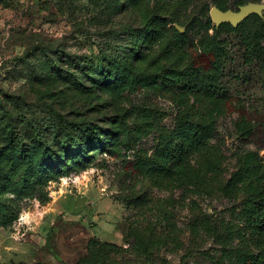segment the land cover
Returning <instances> with one entry per match:
<instances>
[{
	"label": "rangeland",
	"instance_id": "1",
	"mask_svg": "<svg viewBox=\"0 0 264 264\" xmlns=\"http://www.w3.org/2000/svg\"><path fill=\"white\" fill-rule=\"evenodd\" d=\"M195 13L181 0H0V115L29 145L27 153H7L0 125V209L16 217L0 227V264H78L92 256L105 264H208L202 252L215 244L202 228L194 232L195 222L230 218V203L217 189L237 170L241 149L264 144V125L257 144H246L235 129L234 108L264 118V74L245 62L237 35L224 36L228 102L188 96L197 117L216 124L210 155L187 157L207 187L196 179L161 183L126 168L139 148L151 155L160 137L147 134L133 145L141 128L133 106L157 105L168 113L163 127L176 125L174 94L155 97L145 77L176 65L178 57L165 53L167 30L187 31ZM101 66L115 71L90 81L89 72ZM131 76L142 87H126ZM68 126L79 131L78 148L55 136ZM119 149L125 157L114 155ZM18 156L31 163L27 186L10 176ZM214 157L219 169L209 172Z\"/></svg>",
	"mask_w": 264,
	"mask_h": 264
},
{
	"label": "trees",
	"instance_id": "2",
	"mask_svg": "<svg viewBox=\"0 0 264 264\" xmlns=\"http://www.w3.org/2000/svg\"><path fill=\"white\" fill-rule=\"evenodd\" d=\"M113 1L116 3L117 0ZM250 2L262 3V0H181L183 7L195 5L196 13L192 21L187 24L188 29L185 33H181L176 27L167 30L166 38L169 44L165 53L168 57H178L176 65L171 69L148 73L145 77L155 97L174 94L180 111L176 125L173 129L163 127L168 113L157 105L150 103L133 106L132 116L141 124V128L137 129L132 139L133 145L137 147L147 134L154 133L160 137L151 155L145 148L137 150L134 159L126 164L128 170L134 173L140 172L151 179L158 177L161 183H166V178H174L179 182L196 179V184L200 188L207 187V180L198 176L197 171L189 165L187 157L190 152H198L204 157L210 155L212 148L207 141L216 133V124L211 119L198 118L189 103L188 96L198 92L209 99L215 100L220 97L228 102L223 83L225 66L230 56L224 40L225 35H237L243 47L245 62L250 66L257 65L264 74V17L252 15L234 28L231 24L217 27L210 16L213 6L223 11L229 9L238 11L240 6ZM113 60L123 59L115 55ZM114 71L113 67L108 70L103 66L99 70L93 68L88 78L95 82L99 79L95 75ZM74 81L85 88L81 78ZM142 82L143 80H138L136 76H131L126 87L132 91L139 86L142 87ZM234 111L240 114L239 120L235 122L236 132L246 144H257L258 129L264 125L263 116L253 118L242 108H234ZM1 113L0 125L4 127L1 136L5 142L3 148L8 150L7 153L13 151L27 153L29 145L18 134L17 127L3 112ZM60 132L61 137L59 134L55 136L62 145L79 147V131L75 133L71 126H68L64 130L65 133L62 130ZM39 135L45 136L40 132ZM40 150L46 153L47 149ZM260 150H264V144L256 151L241 149L236 156L237 170L226 183L221 182L217 189L218 195L230 203L228 208L230 218L206 215L199 217L195 222L194 232L202 228L215 244L211 251L202 252V258L208 264H264V156L260 154ZM114 155L118 158L125 157L123 149H119ZM30 167L29 161L18 156L10 170L12 181L20 180L18 186L30 184L32 178H27ZM218 169V158L214 157V160L207 162L209 172ZM15 219L13 214L5 216L0 209V227ZM107 246L115 247L112 244ZM95 251L90 244V252L95 253ZM78 264H105V262L98 256H92Z\"/></svg>",
	"mask_w": 264,
	"mask_h": 264
},
{
	"label": "water",
	"instance_id": "3",
	"mask_svg": "<svg viewBox=\"0 0 264 264\" xmlns=\"http://www.w3.org/2000/svg\"><path fill=\"white\" fill-rule=\"evenodd\" d=\"M252 15L264 17V3L250 2L246 5L240 6L238 11L232 9L223 11L214 6L210 11L212 21L217 27H220L223 24H231L234 28H237ZM176 28L181 33L186 31V28L184 27L176 26Z\"/></svg>",
	"mask_w": 264,
	"mask_h": 264
}]
</instances>
